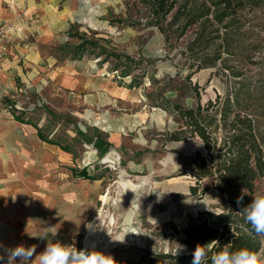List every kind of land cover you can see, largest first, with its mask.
I'll return each mask as SVG.
<instances>
[{
    "label": "rangeland",
    "instance_id": "1",
    "mask_svg": "<svg viewBox=\"0 0 264 264\" xmlns=\"http://www.w3.org/2000/svg\"><path fill=\"white\" fill-rule=\"evenodd\" d=\"M135 1L68 0V32L56 47L60 60L94 63L133 93V104L120 103L111 111L106 106L114 125L107 120L86 121L69 88L44 97L42 106L32 93L26 94L20 110L14 108L16 118L40 125L49 141L72 153L70 160L58 162L57 181L86 189L89 213L73 240L63 244L84 249L87 224L99 217L100 248L96 250L112 255L117 264L143 249L177 250L180 238L174 236L170 241L164 236L174 233L173 227L181 230L188 216L221 201L214 188L203 198L190 196L195 179L183 172L190 171L192 155L206 154V150L198 136L180 142L168 138L181 128L169 110L172 104L204 107L217 95L232 99L234 93H242V105L250 103L257 115L264 145V5L244 15L240 35L233 36L232 54L223 52L215 61L213 49L203 51L196 46L193 53L189 51L190 31L172 45L166 43L158 29L144 25L147 13ZM200 65L206 67L199 69ZM121 126L117 141L108 145L112 131ZM82 171L100 178L99 182L76 177ZM157 191L164 195L158 198ZM259 193H264V178L256 183ZM107 194L104 202L102 196ZM129 230L136 234H127ZM106 233L113 239L127 235L123 243H117ZM259 253L264 254V237ZM0 264H7L6 256Z\"/></svg>",
    "mask_w": 264,
    "mask_h": 264
},
{
    "label": "crops",
    "instance_id": "2",
    "mask_svg": "<svg viewBox=\"0 0 264 264\" xmlns=\"http://www.w3.org/2000/svg\"><path fill=\"white\" fill-rule=\"evenodd\" d=\"M69 16L68 0H0V28L9 27L0 43V243L35 245L36 254L48 242L73 240L89 213L88 199L83 185L57 181L58 162L73 155L42 140L40 125L17 120L20 100L32 93L42 106L44 97L69 88L86 121L112 125L106 106L111 111L135 101L94 63L58 58L56 47L66 39ZM120 131L123 126L112 131L108 145Z\"/></svg>",
    "mask_w": 264,
    "mask_h": 264
},
{
    "label": "trees",
    "instance_id": "3",
    "mask_svg": "<svg viewBox=\"0 0 264 264\" xmlns=\"http://www.w3.org/2000/svg\"><path fill=\"white\" fill-rule=\"evenodd\" d=\"M135 5L147 13L148 21L144 25L158 29L166 43L172 45V41H179L190 31L193 40L188 44L189 51L193 53L196 46L203 51L213 49L216 61L223 52L232 54L233 36L240 35L244 15L260 8L264 0H136ZM205 67L200 65L199 69ZM241 95L234 93L232 99L217 95L215 101H209L204 107L200 104L195 108L179 104L169 107L181 128L168 138L180 142L198 136L206 150V154L198 151L192 155L190 171L183 172L195 179L190 196L203 198L214 188L221 201L217 206L188 216L181 230L173 227L174 233L164 236L170 241L174 236L180 238L178 248L183 247L179 254L175 255L173 247L160 252L143 249L123 264H191L197 244L206 245L209 257L225 244L233 250L261 251L264 236L251 230L240 209L251 202L256 195L257 181L264 178V145L258 134L257 115L251 111L250 103L242 105ZM17 120L23 122L18 117ZM39 135L52 143L40 130ZM62 149L68 152L67 148ZM76 177L98 179L86 171ZM241 195L243 200L238 205L236 201Z\"/></svg>",
    "mask_w": 264,
    "mask_h": 264
},
{
    "label": "clouds",
    "instance_id": "4",
    "mask_svg": "<svg viewBox=\"0 0 264 264\" xmlns=\"http://www.w3.org/2000/svg\"><path fill=\"white\" fill-rule=\"evenodd\" d=\"M155 193L158 198L164 195L158 191ZM242 200L243 195L237 198V204L240 205ZM240 212L244 215L246 222L250 224L251 230L258 236H264V193L252 197L251 202L242 207ZM129 233L136 234L131 230L127 234ZM126 235L123 239H113L111 235L109 237L115 242L123 243ZM40 238L46 239V237ZM182 247L177 248L175 255L179 254ZM5 256L7 264H17V262L18 264H117L112 255L96 250L94 245L91 250L88 248L78 250L76 247L59 241L48 242L45 249L38 254H36L35 245L28 247L17 245L8 248L0 243V261H3ZM191 264H264V254L247 248L233 250L229 244H225L218 252L209 257L206 245L197 244L192 252Z\"/></svg>",
    "mask_w": 264,
    "mask_h": 264
},
{
    "label": "bare ground",
    "instance_id": "5",
    "mask_svg": "<svg viewBox=\"0 0 264 264\" xmlns=\"http://www.w3.org/2000/svg\"><path fill=\"white\" fill-rule=\"evenodd\" d=\"M143 182V181H142ZM144 182H146V180H144ZM102 200L104 202H106L108 200V194L105 196H102ZM99 217L95 218V220L90 221L87 224V236H86V240H85V248H88L89 250H91V247L94 245L95 249H97L99 247V239L97 237V232H98V227H100L101 225L97 223V221H99ZM128 219V218H127ZM112 220H110L111 222ZM110 232V231H109ZM107 234V233H106ZM118 237V236H117ZM115 238V237H114ZM117 239H121L120 237H118ZM130 239V238H129ZM132 240V238H131ZM110 242H112L111 240H109V243L106 244V247L108 248V245L110 244ZM130 242V240H129ZM120 243V242H117ZM139 243V242H138ZM112 245V244H111ZM100 248V247H99Z\"/></svg>",
    "mask_w": 264,
    "mask_h": 264
},
{
    "label": "built area",
    "instance_id": "6",
    "mask_svg": "<svg viewBox=\"0 0 264 264\" xmlns=\"http://www.w3.org/2000/svg\"><path fill=\"white\" fill-rule=\"evenodd\" d=\"M8 30H9L8 26H3L2 28H0V43L3 41Z\"/></svg>",
    "mask_w": 264,
    "mask_h": 264
}]
</instances>
